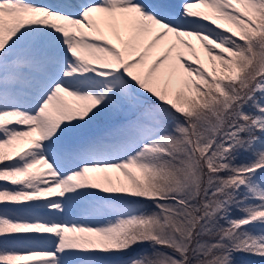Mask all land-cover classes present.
<instances>
[{"label": "snow or ice", "instance_id": "1", "mask_svg": "<svg viewBox=\"0 0 264 264\" xmlns=\"http://www.w3.org/2000/svg\"><path fill=\"white\" fill-rule=\"evenodd\" d=\"M0 264H264V0H0Z\"/></svg>", "mask_w": 264, "mask_h": 264}, {"label": "rangeland", "instance_id": "2", "mask_svg": "<svg viewBox=\"0 0 264 264\" xmlns=\"http://www.w3.org/2000/svg\"><path fill=\"white\" fill-rule=\"evenodd\" d=\"M192 43L196 46L198 54L200 55L201 59L205 62L206 66H207V57H206L203 49L200 47L199 43L197 41H195L194 39L192 40ZM161 50H162L161 46L158 45L157 48L154 49V52L161 51ZM185 52H186V50H185ZM33 135H35V134H33ZM15 143L17 144V146L19 148L27 147V143L24 140L17 141ZM113 175H119V174L118 173H114Z\"/></svg>", "mask_w": 264, "mask_h": 264}]
</instances>
